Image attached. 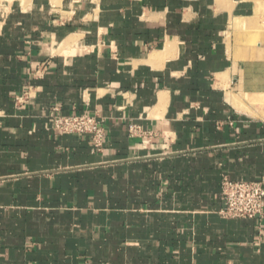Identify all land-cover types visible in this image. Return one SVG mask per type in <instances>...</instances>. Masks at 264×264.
Instances as JSON below:
<instances>
[{"label": "crops", "instance_id": "1", "mask_svg": "<svg viewBox=\"0 0 264 264\" xmlns=\"http://www.w3.org/2000/svg\"><path fill=\"white\" fill-rule=\"evenodd\" d=\"M223 177L264 178V0H0V264H264Z\"/></svg>", "mask_w": 264, "mask_h": 264}, {"label": "built area", "instance_id": "2", "mask_svg": "<svg viewBox=\"0 0 264 264\" xmlns=\"http://www.w3.org/2000/svg\"><path fill=\"white\" fill-rule=\"evenodd\" d=\"M52 128L58 134L90 137L94 149L100 150L103 126L95 116L52 114ZM223 218L253 219L264 216V178L257 181H233L223 177L220 183Z\"/></svg>", "mask_w": 264, "mask_h": 264}, {"label": "rangeland", "instance_id": "3", "mask_svg": "<svg viewBox=\"0 0 264 264\" xmlns=\"http://www.w3.org/2000/svg\"><path fill=\"white\" fill-rule=\"evenodd\" d=\"M257 1H259V0H257ZM258 36H259V33L256 32L255 36H254V33H252V34H250L248 37L253 39V38L258 37ZM251 102L258 103V102H259V98H257V99L252 98V99H251Z\"/></svg>", "mask_w": 264, "mask_h": 264}, {"label": "bare ground", "instance_id": "4", "mask_svg": "<svg viewBox=\"0 0 264 264\" xmlns=\"http://www.w3.org/2000/svg\"><path fill=\"white\" fill-rule=\"evenodd\" d=\"M254 103V102H253Z\"/></svg>", "mask_w": 264, "mask_h": 264}]
</instances>
